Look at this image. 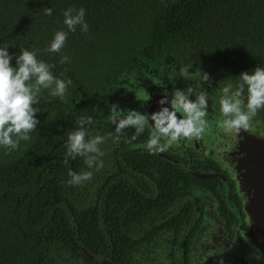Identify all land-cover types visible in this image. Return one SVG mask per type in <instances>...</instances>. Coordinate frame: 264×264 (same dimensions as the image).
Masks as SVG:
<instances>
[{"label": "flooded vegetation", "instance_id": "flooded-vegetation-1", "mask_svg": "<svg viewBox=\"0 0 264 264\" xmlns=\"http://www.w3.org/2000/svg\"><path fill=\"white\" fill-rule=\"evenodd\" d=\"M182 43L140 44L87 75L64 74L72 79L63 100L42 90L36 113L40 123L20 145L33 144V151L47 156L36 161L41 175L34 171L23 185L4 187L8 200L0 204V264H195L199 240L208 231L217 234L206 246L218 259L264 264L241 235L245 214L235 181L211 156L218 98L230 80L214 70L205 51ZM184 65L191 79L180 76ZM199 69L209 73V80H201ZM176 87L207 93V124L200 136L150 154L134 147L143 144L149 126L134 140V128L114 133L107 119L113 102L152 113L162 107L163 89L170 95ZM139 92L145 94L135 97ZM81 116L92 117L86 127L93 135L112 133L100 145L99 169H88L80 156H65L67 133L78 127ZM251 119L264 124L257 113ZM69 169L93 174L72 185Z\"/></svg>", "mask_w": 264, "mask_h": 264}, {"label": "trees", "instance_id": "trees-1", "mask_svg": "<svg viewBox=\"0 0 264 264\" xmlns=\"http://www.w3.org/2000/svg\"><path fill=\"white\" fill-rule=\"evenodd\" d=\"M69 7L85 9L88 30L77 26L60 53L43 52L56 30L67 31L62 20ZM177 40L205 51L214 70L235 84L241 71L264 66V0H0V44L10 45V53L37 50L39 58L53 65V74L62 72L60 78L113 64L140 44L169 47ZM62 55L69 60L60 63ZM256 113L264 119V108ZM46 156L33 151V144L0 148V204L8 200L4 187L23 185L34 171L42 174L36 161Z\"/></svg>", "mask_w": 264, "mask_h": 264}, {"label": "clouds", "instance_id": "clouds-1", "mask_svg": "<svg viewBox=\"0 0 264 264\" xmlns=\"http://www.w3.org/2000/svg\"><path fill=\"white\" fill-rule=\"evenodd\" d=\"M44 13L51 15L52 9L45 7ZM62 23L67 31L56 30L42 49L43 52L60 53L68 32L76 31L77 26L83 32L88 30L83 7L64 9ZM10 47L6 43L0 44V148L6 151L15 150L21 141L30 140V134L40 123L36 113L42 90H47L50 96L63 100L66 89L71 84L70 79L54 75L51 71L53 65L39 58L37 50L25 47L18 53H10ZM67 60L69 57L62 55L59 62L64 63ZM179 73L182 78L191 79L193 76L188 65L180 67ZM199 74L202 81L209 80L208 72L199 69ZM234 77L235 84L231 81L226 83L218 98L219 118L216 123L226 133L250 129L251 117L257 110L264 108V66L256 65ZM128 91L132 92L131 87ZM144 94L134 93L135 97ZM208 102L206 92L194 93L191 87H176L170 95L163 89V95L158 101L162 105L159 110L142 113L136 109L121 108L118 103L113 102L109 106L107 119L114 125L113 131L116 134L125 128H134L133 140L149 126L148 136L143 144L134 147L142 146L151 154L162 152L181 139L190 140L200 136L207 124ZM91 122V116L77 118L78 127L69 131L64 141L65 156H80L88 169H99L103 166L100 145L112 133L93 135L86 127ZM112 138L116 139L115 136ZM92 174L90 170L76 172L69 169L68 183L81 184L89 180Z\"/></svg>", "mask_w": 264, "mask_h": 264}, {"label": "water", "instance_id": "water-1", "mask_svg": "<svg viewBox=\"0 0 264 264\" xmlns=\"http://www.w3.org/2000/svg\"><path fill=\"white\" fill-rule=\"evenodd\" d=\"M250 125L237 133H226L216 126L211 156L235 181L245 214L243 239L264 257V124L250 119ZM216 236L213 231L202 236L194 253L195 264H231L227 256L218 259L207 249L206 241Z\"/></svg>", "mask_w": 264, "mask_h": 264}]
</instances>
